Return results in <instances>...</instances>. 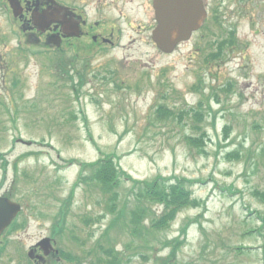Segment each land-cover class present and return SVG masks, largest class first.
Segmentation results:
<instances>
[{
  "label": "rangeland",
  "instance_id": "obj_1",
  "mask_svg": "<svg viewBox=\"0 0 264 264\" xmlns=\"http://www.w3.org/2000/svg\"><path fill=\"white\" fill-rule=\"evenodd\" d=\"M219 11L224 36L235 31L244 43L233 47L223 61L209 66L203 62L211 50L209 44L221 33L219 27L214 28L217 36L207 37L200 51L194 47L201 36L171 55L154 49L111 52L93 60L91 70L106 65L102 62L113 63L125 88L107 86L102 78L92 79L90 74L77 97L69 88L55 91L50 72L53 61L43 54H31L47 50L20 39L0 11V38L6 34L9 38L7 43L0 40V66L6 71L0 70V105L5 107H0V192L14 189L15 200H27L21 219H28L27 227L6 233L0 264L26 261L22 255L26 258L32 245L51 236L59 200L72 191L79 162L95 161L101 152L116 154L122 168L135 178L153 179L162 174L190 181L186 184L199 206L178 213L156 243L158 256L173 252L168 241L175 250L172 264H264V220L258 218V212H264L258 196L264 192V0H222ZM18 48L24 52L23 59ZM9 74L22 81L18 87L9 85ZM200 76L206 88L197 92L193 85ZM136 82L142 87L135 91L132 84ZM229 82L234 87L227 93L222 88ZM162 88L178 90V101L184 104L203 98L206 114L211 107L218 111L215 118L209 114L202 123L206 132L190 130V120L181 122L180 116L156 126L154 101ZM79 109L84 112L76 119L63 116L64 111ZM72 119L76 121L67 123ZM226 124L232 125L231 131H223ZM189 134L199 137V147L187 144ZM18 138L34 143H19ZM35 189L37 195L31 192ZM73 198L68 229L72 225L84 228L79 232L84 237L93 230L95 240L114 215L105 213V219L86 226L83 212L97 215L103 207L94 205L95 199L82 188L75 189ZM186 222L189 227L182 232L183 244L175 248L173 243ZM250 229L257 231L247 234ZM122 240L118 237L117 247ZM58 246L74 248L67 237L63 243L58 240ZM131 264L151 263L134 256Z\"/></svg>",
  "mask_w": 264,
  "mask_h": 264
},
{
  "label": "trees",
  "instance_id": "obj_2",
  "mask_svg": "<svg viewBox=\"0 0 264 264\" xmlns=\"http://www.w3.org/2000/svg\"><path fill=\"white\" fill-rule=\"evenodd\" d=\"M222 53L223 46L215 56H221ZM165 110L166 107L161 106L160 113ZM193 111L195 116L201 115L200 111ZM186 140L190 147H199L200 140L195 134H189ZM187 182L190 181L162 175L153 179H135L122 169L117 162V156L112 154H106L92 163H83L79 178L70 195L60 200V206L54 217L53 235L61 242L67 237L73 249L82 251L88 241L95 238L93 230L84 237L79 233L84 228L72 225L73 227L68 229L70 224L68 217L72 214V206L75 203L73 198L75 189L80 187L89 194L90 198L95 199L96 206L103 207L104 212L114 215L100 236L93 244L86 247L85 253L90 258L88 264H129L131 256H141L152 264H172L175 258L173 245L166 241V244L172 246L173 252L170 251L171 254L168 256H158L156 243L182 209L199 206ZM258 196L264 203V192H258ZM258 213V218L264 220V212ZM101 219H104V215L99 216L92 211H86L83 212L82 223L86 226H94ZM188 227L189 222H186L180 229V235L173 243L175 248L183 244L182 232H187ZM256 231L250 229L246 233L253 234ZM114 233H117L120 239L123 238L120 241V248L117 247L118 237ZM159 242L163 244L162 240ZM239 248L245 250L244 247ZM66 253L72 254V252ZM125 257L127 260L124 259ZM78 262L82 264L83 260L78 259Z\"/></svg>",
  "mask_w": 264,
  "mask_h": 264
},
{
  "label": "flooded vegetation",
  "instance_id": "obj_3",
  "mask_svg": "<svg viewBox=\"0 0 264 264\" xmlns=\"http://www.w3.org/2000/svg\"><path fill=\"white\" fill-rule=\"evenodd\" d=\"M7 1V0H6ZM155 0H56V17L48 31L34 28L32 14L48 8L51 0H20L19 17L14 18L10 4L2 11L13 15V21L24 29L27 38L38 42L51 34L56 35L55 50L70 53L77 60H91L111 52L158 50L153 40L157 26ZM208 17L194 35H202L215 9L214 0H204ZM39 38H38V37ZM145 48V49H143ZM199 50V48H196ZM39 253V249L37 250Z\"/></svg>",
  "mask_w": 264,
  "mask_h": 264
},
{
  "label": "water",
  "instance_id": "obj_4",
  "mask_svg": "<svg viewBox=\"0 0 264 264\" xmlns=\"http://www.w3.org/2000/svg\"><path fill=\"white\" fill-rule=\"evenodd\" d=\"M156 12L159 26L154 32V38L165 52L173 51L180 41L189 39L192 31L201 25L206 14L200 0H156ZM40 18L42 20L47 18V21H50L53 14ZM20 209L19 203L0 196V236ZM49 243V238L39 243L45 248L46 253L49 252L47 248ZM30 254L32 255V251Z\"/></svg>",
  "mask_w": 264,
  "mask_h": 264
}]
</instances>
